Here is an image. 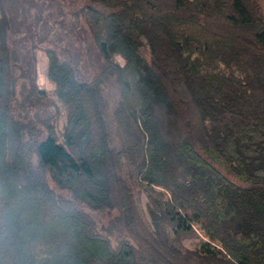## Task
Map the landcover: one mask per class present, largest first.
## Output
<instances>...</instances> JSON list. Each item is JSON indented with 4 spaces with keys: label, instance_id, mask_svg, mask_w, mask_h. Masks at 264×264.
Segmentation results:
<instances>
[{
    "label": "trees",
    "instance_id": "obj_1",
    "mask_svg": "<svg viewBox=\"0 0 264 264\" xmlns=\"http://www.w3.org/2000/svg\"><path fill=\"white\" fill-rule=\"evenodd\" d=\"M69 4L103 65L45 48L52 97L0 0V264H264L263 0Z\"/></svg>",
    "mask_w": 264,
    "mask_h": 264
},
{
    "label": "rangeland",
    "instance_id": "obj_2",
    "mask_svg": "<svg viewBox=\"0 0 264 264\" xmlns=\"http://www.w3.org/2000/svg\"><path fill=\"white\" fill-rule=\"evenodd\" d=\"M6 2L12 18L10 43L22 56L20 74L26 72L34 61L35 74L32 75L39 89L53 97L51 92L55 85L47 77L48 56L45 52L47 47L55 48L62 57L74 60L86 80L103 65L91 42L87 27L80 23L75 24V18L71 16L74 9L69 4L70 0H6ZM116 60L124 63L120 57H116ZM30 76L28 72L26 79L21 78L20 93L13 104V112L15 114L23 112L27 120L31 119L34 112H42L49 105L47 97L41 98L38 92L32 90ZM110 103L112 104L111 99ZM235 181L243 184L241 180ZM50 184L55 187L51 181ZM91 214L100 227L109 225L111 216L107 213L91 211ZM112 237L116 238L117 233H112ZM202 241L203 236L193 237L187 239L185 245L189 248H198Z\"/></svg>",
    "mask_w": 264,
    "mask_h": 264
}]
</instances>
